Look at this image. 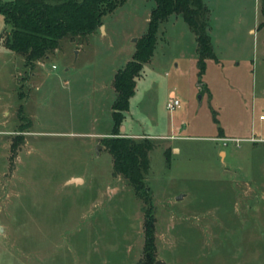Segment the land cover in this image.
Wrapping results in <instances>:
<instances>
[{
  "label": "rangeland",
  "instance_id": "rangeland-1",
  "mask_svg": "<svg viewBox=\"0 0 264 264\" xmlns=\"http://www.w3.org/2000/svg\"><path fill=\"white\" fill-rule=\"evenodd\" d=\"M204 1L226 59H206L199 75L195 35L170 15L117 131L154 144L145 179L154 261L264 264L260 0ZM154 5L126 0L103 15V29L81 44L63 38L34 67L0 39V264H143L144 203L113 174L101 139L113 126L114 73L131 59ZM251 22L254 63L220 44L229 28L244 38ZM5 29L0 13V35ZM170 94L180 101L172 111Z\"/></svg>",
  "mask_w": 264,
  "mask_h": 264
},
{
  "label": "trees",
  "instance_id": "trees-1",
  "mask_svg": "<svg viewBox=\"0 0 264 264\" xmlns=\"http://www.w3.org/2000/svg\"><path fill=\"white\" fill-rule=\"evenodd\" d=\"M126 0H0V13L6 29L0 39L24 64L34 67L58 49L60 40L81 44L103 24L104 14L112 12ZM147 31L138 38L131 59L119 68L112 84L116 92L112 103L113 126L109 135L101 139L112 157L113 174L124 178L135 195L144 203L143 264H151L155 254L154 216L146 175L153 142L146 137L133 138L117 131L134 95L136 79L149 62L156 44L159 24L172 14L181 15L195 35L197 66L202 75L206 59L217 60L210 30V9L204 0H154ZM260 21L264 26V0H260ZM15 145L12 144V148ZM168 159V158H167Z\"/></svg>",
  "mask_w": 264,
  "mask_h": 264
},
{
  "label": "crops",
  "instance_id": "crops-1",
  "mask_svg": "<svg viewBox=\"0 0 264 264\" xmlns=\"http://www.w3.org/2000/svg\"><path fill=\"white\" fill-rule=\"evenodd\" d=\"M251 25H252V22L248 26L247 31H244V34H245L244 38L243 37L238 38V33L236 31H231V29L229 28L228 30L224 31L223 39H221V40L219 39V40H220V44H223V47H224L223 50L226 49L228 51H231L232 49H236V51L239 53L241 60L246 59V60H250L254 63L255 58L257 57V51L258 50L256 49L257 46L255 47V32L256 31H254V28ZM210 31H211V29L209 30V34H210L213 50H214V53H215L216 58H217V60H215V61H220V60L226 59L224 54L220 55L218 53V49H217L218 46L216 44L215 38L213 37V35ZM235 58H237V57H235ZM38 63L42 64V62H38ZM170 95H172V94H170ZM169 96H168V98H169ZM124 128L126 129V126H124ZM126 132H127V129H126ZM127 133H128V135H131V136H140L139 134H133L130 132H127Z\"/></svg>",
  "mask_w": 264,
  "mask_h": 264
},
{
  "label": "built area",
  "instance_id": "built-area-1",
  "mask_svg": "<svg viewBox=\"0 0 264 264\" xmlns=\"http://www.w3.org/2000/svg\"><path fill=\"white\" fill-rule=\"evenodd\" d=\"M180 107V101L179 99L174 95H170L168 98V101L166 103V108L170 111L175 110ZM259 120H264V113L259 114L258 116Z\"/></svg>",
  "mask_w": 264,
  "mask_h": 264
},
{
  "label": "water",
  "instance_id": "water-1",
  "mask_svg": "<svg viewBox=\"0 0 264 264\" xmlns=\"http://www.w3.org/2000/svg\"><path fill=\"white\" fill-rule=\"evenodd\" d=\"M101 29H103V25L100 26ZM136 40V39H135ZM122 125H121V129H122ZM81 181V179L79 178H72L69 180V182H73V183H79ZM181 196H178L176 199H180ZM5 233V230H4V227L0 225V234H4ZM155 264H167L164 260L162 259H157L155 261Z\"/></svg>",
  "mask_w": 264,
  "mask_h": 264
}]
</instances>
